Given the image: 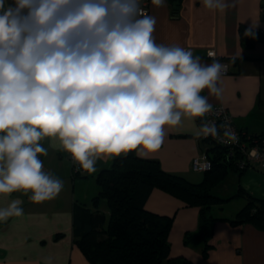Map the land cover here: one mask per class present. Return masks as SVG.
Instances as JSON below:
<instances>
[{"label": "clouds", "instance_id": "clouds-1", "mask_svg": "<svg viewBox=\"0 0 264 264\" xmlns=\"http://www.w3.org/2000/svg\"><path fill=\"white\" fill-rule=\"evenodd\" d=\"M155 26L141 0H0V194L31 193L41 203L62 191L63 181L43 170L45 139L93 174L98 160L146 157L162 145L166 126L213 112L202 93L221 95L225 66L158 44ZM195 135L238 142L229 126L203 119ZM22 203L0 207V221L23 215Z\"/></svg>", "mask_w": 264, "mask_h": 264}, {"label": "crops", "instance_id": "crops-1", "mask_svg": "<svg viewBox=\"0 0 264 264\" xmlns=\"http://www.w3.org/2000/svg\"><path fill=\"white\" fill-rule=\"evenodd\" d=\"M227 2L230 6L221 12L206 9L202 0H181L178 5L175 0H165L161 8L149 0V15L156 18L153 36L158 44L191 50L194 56L201 57L203 64H211L213 59L226 63L228 71L218 83L221 95L211 96L207 90L202 95L208 96L212 105L226 107L238 129L263 135L264 43L241 39L238 27L244 24L264 30V0ZM208 51H213L215 58L208 57ZM198 128L195 119L184 117L178 125L166 126L159 149L146 157L138 156L156 160L165 172L199 182L204 173L193 171L191 166L192 160L206 149L195 135ZM41 143L48 149L47 156H40L43 170L62 180L63 189L54 199L41 203H33L29 199L31 193L0 194V207H6L13 199L23 201V215L0 221V264H89L74 244L77 232L73 220L81 210L79 204H88L97 192L92 179L116 157L98 160L95 173L83 172L75 181L71 178L67 153L50 148L47 139ZM88 176L92 179L86 182ZM228 178L232 189L226 198L241 187L250 196L264 200V168L255 165L242 172L231 170L218 183ZM145 208L172 217L169 258H184L193 264H264V231L253 225H233L228 222L233 216H215L220 219L213 224L212 249L204 257L201 244L183 243L184 234L197 229L198 207L186 206L176 197L154 188Z\"/></svg>", "mask_w": 264, "mask_h": 264}, {"label": "trees", "instance_id": "trees-1", "mask_svg": "<svg viewBox=\"0 0 264 264\" xmlns=\"http://www.w3.org/2000/svg\"><path fill=\"white\" fill-rule=\"evenodd\" d=\"M178 5L181 0H175ZM240 24L241 39L264 43V30L251 31ZM209 171L199 182L165 172L156 160L144 159L135 151L116 157L94 177L97 192L88 204H79L80 212L73 220L77 234L74 244L89 264H193L184 258H169L168 233L172 217L159 215L145 208L154 188L161 189L199 209L198 225L194 232L183 236L185 245L201 244V254L207 257L212 249L213 224L220 218L211 214L214 204L241 198L242 208L229 219L230 224H250L264 231V200L246 193L241 187L228 198L214 193V186L231 170L237 171L223 158V151L214 148ZM81 172L72 173L71 178ZM242 172V171H241ZM83 213V214H81Z\"/></svg>", "mask_w": 264, "mask_h": 264}, {"label": "built area", "instance_id": "built-area-1", "mask_svg": "<svg viewBox=\"0 0 264 264\" xmlns=\"http://www.w3.org/2000/svg\"><path fill=\"white\" fill-rule=\"evenodd\" d=\"M141 7L147 14H149V0H141ZM262 11H264V6L262 7ZM210 52L214 54L213 51H208V57H210ZM210 58H215V54ZM221 64L225 66L226 71L223 73L225 74L228 71V65L226 63ZM213 109V112L206 114L203 118H194L198 125L200 126L202 119L215 122L217 126L221 124L227 125L238 137V142L224 143L212 136H208L206 138L202 135L199 136L200 141L204 143L206 149L192 160V170L196 172L209 171L212 167V159L214 158L213 151L211 150L214 148H218L220 151H223V158L225 161L230 163L239 172L245 171L255 165H259L261 168H264V134L252 135L238 129L233 122L231 114L226 107L222 105H213ZM222 132L223 130L221 129V135ZM67 158L70 163L72 173L82 171V169H79V166L72 161L68 153Z\"/></svg>", "mask_w": 264, "mask_h": 264}, {"label": "rangeland", "instance_id": "rangeland-1", "mask_svg": "<svg viewBox=\"0 0 264 264\" xmlns=\"http://www.w3.org/2000/svg\"><path fill=\"white\" fill-rule=\"evenodd\" d=\"M82 173L83 172H81V174ZM75 179H76V177H75ZM91 179H92V177L88 176V178H86V182L90 181ZM75 181H77V179ZM92 181H94L92 184H95L94 178L92 179ZM230 181H231V179L228 178V179H225V181L220 182V184L218 183L214 186V192L216 191L215 194L218 197L224 199V198H226V196L230 195L229 191L232 189V187L230 185V183H231ZM84 188H86V187L84 186ZM243 205H244V202L241 198H234V200L232 199L230 201L221 202L219 204L216 203L212 207L211 214H213L214 216H230V217L233 216L234 217L235 213L238 212L242 208Z\"/></svg>", "mask_w": 264, "mask_h": 264}]
</instances>
